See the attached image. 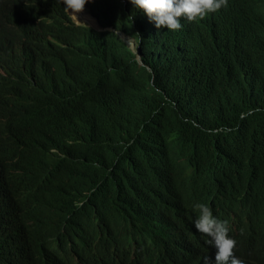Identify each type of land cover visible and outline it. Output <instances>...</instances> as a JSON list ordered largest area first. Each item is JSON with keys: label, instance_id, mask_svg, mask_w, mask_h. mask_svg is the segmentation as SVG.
<instances>
[{"label": "trees", "instance_id": "16d2710c", "mask_svg": "<svg viewBox=\"0 0 264 264\" xmlns=\"http://www.w3.org/2000/svg\"><path fill=\"white\" fill-rule=\"evenodd\" d=\"M125 1L85 5L133 37L141 61L114 32L68 19L45 23L42 47L0 75V113L13 111L29 131L23 146L0 148V264H58L44 252L84 223L111 227L121 264L200 262L207 250L159 242L139 215L143 191L173 171L189 177L187 194L264 176V0L241 17L238 37L227 8L155 32ZM13 2L0 0V16ZM36 106L52 120L34 121ZM155 156L159 168L143 169ZM44 174L56 189L42 215L19 220L23 240L7 233L26 201L19 183ZM238 254L250 259L246 248Z\"/></svg>", "mask_w": 264, "mask_h": 264}, {"label": "clouds", "instance_id": "9594fccd", "mask_svg": "<svg viewBox=\"0 0 264 264\" xmlns=\"http://www.w3.org/2000/svg\"><path fill=\"white\" fill-rule=\"evenodd\" d=\"M13 1L0 16V75L42 47L45 23L66 22L68 19L77 26L114 32L141 61L136 40L113 26H103L85 5L90 0ZM120 1L126 6L125 0ZM130 3L151 30L171 33L181 31L187 23L205 19L227 8L229 28L236 37L241 23H248L241 17L249 11L262 10L261 0H130ZM56 4L62 8L60 18L54 16ZM81 12L89 15L95 24L79 17ZM128 38L135 47L128 44ZM32 119L36 122L52 120L37 106ZM28 133L13 111L0 113V148L23 146ZM56 151L52 149L53 153ZM161 162V157L155 156L143 159L141 165L143 169L151 170L159 168ZM0 174L5 177L1 159ZM188 178L179 171H173L161 184L142 193L139 215L160 238L159 242L205 249L210 253L203 261L190 264H264V176L250 177L245 182L240 177V183L236 182L228 191L206 189L192 194L186 192ZM19 185L26 201L9 217L4 230L20 236L19 220L42 215L45 202L56 189V179L53 175L44 174ZM239 247L248 250L250 259L238 254ZM44 253L51 262L58 264H121L122 261L111 227L102 223L92 226L84 223L78 231Z\"/></svg>", "mask_w": 264, "mask_h": 264}, {"label": "bare ground", "instance_id": "6f19581e", "mask_svg": "<svg viewBox=\"0 0 264 264\" xmlns=\"http://www.w3.org/2000/svg\"><path fill=\"white\" fill-rule=\"evenodd\" d=\"M79 17H82L84 20H86L87 22H89L90 24H95V21L89 16V15H86L84 12H81ZM0 199L1 201L5 200L6 199V196L2 190V185L0 183ZM170 251V250H169ZM143 257L141 256V259Z\"/></svg>", "mask_w": 264, "mask_h": 264}, {"label": "rangeland", "instance_id": "374dc122", "mask_svg": "<svg viewBox=\"0 0 264 264\" xmlns=\"http://www.w3.org/2000/svg\"><path fill=\"white\" fill-rule=\"evenodd\" d=\"M128 44H129L131 47H132V46L135 47L134 42H133L130 38H128Z\"/></svg>", "mask_w": 264, "mask_h": 264}]
</instances>
